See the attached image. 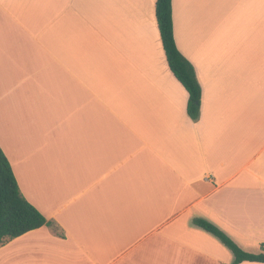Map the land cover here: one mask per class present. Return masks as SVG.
Instances as JSON below:
<instances>
[{
  "label": "crops",
  "instance_id": "0c3cea01",
  "mask_svg": "<svg viewBox=\"0 0 264 264\" xmlns=\"http://www.w3.org/2000/svg\"><path fill=\"white\" fill-rule=\"evenodd\" d=\"M156 2L0 0V147L53 225L0 264H233L196 218L261 252L264 0H172L198 121Z\"/></svg>",
  "mask_w": 264,
  "mask_h": 264
},
{
  "label": "trees",
  "instance_id": "16d2710c",
  "mask_svg": "<svg viewBox=\"0 0 264 264\" xmlns=\"http://www.w3.org/2000/svg\"><path fill=\"white\" fill-rule=\"evenodd\" d=\"M156 19L169 67L189 93L187 113L194 121H198L201 115L202 90L193 66L177 48L172 0H157ZM193 224L216 237L227 247L234 256L233 264H264V245L261 246L259 254L247 253L211 222L196 218ZM43 226L53 225L23 197L9 160L0 147V246Z\"/></svg>",
  "mask_w": 264,
  "mask_h": 264
}]
</instances>
